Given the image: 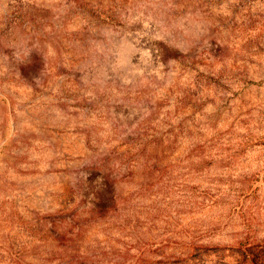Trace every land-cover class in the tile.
I'll return each mask as SVG.
<instances>
[{
  "label": "rangeland",
  "instance_id": "374dc122",
  "mask_svg": "<svg viewBox=\"0 0 264 264\" xmlns=\"http://www.w3.org/2000/svg\"><path fill=\"white\" fill-rule=\"evenodd\" d=\"M251 253L264 0H0V264Z\"/></svg>",
  "mask_w": 264,
  "mask_h": 264
},
{
  "label": "trees",
  "instance_id": "16d2710c",
  "mask_svg": "<svg viewBox=\"0 0 264 264\" xmlns=\"http://www.w3.org/2000/svg\"><path fill=\"white\" fill-rule=\"evenodd\" d=\"M104 186L108 187V188H111L112 189V193H114V191H113L114 190L113 183L109 179H106V181L104 183ZM104 196H106V195H104ZM113 200H114V196L111 195V196H108V197H106L104 199L101 198L100 201H99L100 202L99 204H101L103 206L104 203H107V202L109 203V202H112ZM254 247L257 248L256 245H254ZM251 256H253L252 258L249 257V260L251 261V264H264V257L260 258L259 256H257L256 254L254 255L253 253H251ZM237 264H247V263L239 262Z\"/></svg>",
  "mask_w": 264,
  "mask_h": 264
}]
</instances>
